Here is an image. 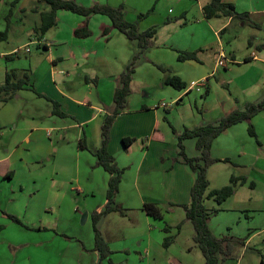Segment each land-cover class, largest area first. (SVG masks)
<instances>
[{"label":"rangeland","instance_id":"rangeland-1","mask_svg":"<svg viewBox=\"0 0 264 264\" xmlns=\"http://www.w3.org/2000/svg\"><path fill=\"white\" fill-rule=\"evenodd\" d=\"M23 1L0 0V31L7 29V21H14L15 26L19 21H27L19 9L18 3ZM75 1L83 6L98 3L119 8L122 18L136 24L139 31L152 27L157 30L151 44L135 59L124 109L135 105L155 109L162 102L172 103L170 108L158 109L162 119L171 124L178 121L192 124L194 118H205L207 121L203 123H215L229 109L225 99L230 101V98L234 108L240 110L247 104L264 102V12L252 14L241 22L233 20V24L220 34L223 50L235 54L237 61L229 62L227 69L218 67L214 70L215 75L203 81L205 77L197 78L208 66L212 67V50L217 46L207 21L216 27L226 18L206 20L200 8V3L205 0ZM260 1L254 6L264 8V0ZM82 17L71 11L58 10L59 24L49 28L43 37L48 43L55 38L66 39L76 51L93 53L95 50L104 54L105 65L97 63L90 54L82 66L56 73L55 83L67 94L75 92L76 98L90 99L106 110L107 106L98 96L102 100L110 99L111 83L117 82L118 75L140 49L136 40L127 39L116 29L102 35L100 23L110 20L99 13L83 17L90 32L88 36L74 35L75 39H71L70 26ZM29 47L31 51L21 53L20 59L27 67L26 58L39 53L36 58L41 75L50 65L46 58L48 53L38 52L33 44ZM188 47L192 50L184 49ZM10 48L11 45L0 40V54ZM178 50L195 51L207 60L204 58V64L179 61ZM251 53L257 58L244 62ZM8 62L0 57V67ZM170 74L178 75L183 81L187 79V83L192 79L205 85H196L182 98H176L184 89L177 90L164 83ZM220 78H232V82L222 85ZM41 96L42 99L29 98L22 94L10 103L0 105V264H96L98 253L94 250L92 214L96 206L104 202L108 186L97 174L100 171L108 177V173L95 164L96 158L90 150L95 144V134L96 146L100 145L99 130L106 114L102 112L92 122L77 127L74 125L78 124L79 118L74 113L54 114L53 99ZM250 122L259 143L249 135L248 122L242 121L231 126L226 134L219 135L215 152L212 153L210 148L212 157L228 158V161H216L207 167L206 177L210 181L207 191L228 184L230 176L245 179L244 183L238 181L234 192L221 203L206 196L203 199L210 232L218 238L243 241L235 243L233 256L221 258L220 264L264 262V108L255 113ZM174 130L173 127L170 131L178 143ZM80 136L86 140L89 149L78 147ZM190 140L186 139L183 144L191 143ZM78 148L82 157L76 156ZM186 154L191 153L186 151ZM85 155H92L91 164L84 159ZM137 159V155H129L125 162L131 164ZM7 171H12L11 178L6 176ZM128 171L133 173V168L124 169L121 177L124 183V173ZM78 185L86 192L71 189ZM89 188L94 190L93 195L89 194ZM125 198L124 193L116 194L114 198L124 214L114 211L102 216L97 223L110 250L108 258L99 264L205 263L193 241V224L185 217L182 206L189 205L190 192L188 203H175L169 199L160 204L165 211L163 220L145 216L144 212L128 205ZM85 212L87 216L83 218ZM166 225L171 227L175 237L164 246Z\"/></svg>","mask_w":264,"mask_h":264},{"label":"crops","instance_id":"crops-1","mask_svg":"<svg viewBox=\"0 0 264 264\" xmlns=\"http://www.w3.org/2000/svg\"><path fill=\"white\" fill-rule=\"evenodd\" d=\"M223 1L233 3L238 13H245L248 15V17L255 13L264 12V8H258L254 6V4L256 3H261L260 0ZM206 2H208V0H205L204 3H200V8ZM18 4L20 11H22V16L27 21H19L17 26H15L14 21L13 23L12 21H7V29H5L4 31H0V40L6 41L9 46L11 45L9 51H4L0 54V57L2 59L9 60L8 64H3V66L0 67V84L4 80L6 71L14 69L19 72H26L28 74L30 84L33 85L35 91L28 87L22 88L18 90V92L15 93L9 100L0 103V105L10 103L14 98H18L22 94H25V96L29 98L39 97L41 99L43 98L41 94L47 95L49 96V98L53 99L52 101H56L59 104L62 113L71 111L75 114V116L79 118V120H77L78 124L74 125H78L77 127L92 122L102 112H104L105 114H109L111 111L110 109H112L113 92L117 84L115 83V81H113L110 86L111 92L109 100H102V98L98 96L99 101L107 106L106 110L97 106L95 101L91 102V100L87 98H76L75 92H73V94H67L66 92L62 91L55 83L56 73H63L64 70H74L75 67L78 68L82 66L86 63V59L91 56L90 54L94 56V60H96L97 63L105 65L106 60L104 54H98L97 51L95 52V50L93 53L92 51H76L73 49L72 44H68L66 39L61 40L55 38L53 42H46L43 34H40L39 27L41 25V13L49 11L50 6L43 0H24L23 2H20ZM61 16L63 17L65 15L62 14ZM83 17L76 19V21L71 24V39H75L73 30L85 23V19ZM233 20L241 22V20L226 17L225 21H219V24L214 27L211 25V21H207L210 30L213 32L217 39V46L214 50H212L214 59L212 67L210 68L208 66L206 71H202L203 75L199 76L197 80H201L205 77L206 79L203 81H208L209 76L215 75L214 70L222 66L217 64L218 55L220 52H223L226 56L225 65L222 66L224 69L228 68L227 64L229 62L233 63L237 61L235 54H233L232 52L227 53V51L223 50V43L220 37V34L226 31L233 24ZM59 22L60 18H57L56 24H59ZM108 22L109 23L103 20L100 23V29L103 25L110 24V21ZM19 26H21L22 28L18 29ZM30 44H33L38 52L48 53L46 55V58L48 59L50 65L48 66L47 70H45V72L41 75L38 71L39 60L38 58H36L39 53H36V55L31 54L26 58L28 60L27 67H25L26 65L24 64V61L20 59V55H22L21 53L25 54L31 51L29 47ZM184 49L192 50V48L189 47ZM198 55V60L188 61L200 62L204 64L203 60L204 58L207 60V57H200ZM14 58H16L15 61H13ZM256 58V54L254 57H252L251 53L250 56L248 55L244 58V62ZM11 62L12 66H9V63ZM238 62H240V60H238ZM191 69L192 68L189 67V70ZM218 80L222 85H226L232 82V78H220ZM187 81L188 80L186 79L185 82L187 83ZM193 81L195 80H189L188 83L190 84L187 83L188 85H186V88H184V93L181 92L176 96V98H182L183 94L189 93L192 89L195 88L196 85H198L199 87L205 85V83L201 82L200 84H197ZM229 100L230 101H228V99H225L226 105L229 107V109L225 111L224 115L234 109H238L234 108L235 106L231 103L232 101L230 98ZM171 104L162 102L156 105L154 107L155 109H149V107L144 108L135 105L121 110L115 115L114 122L111 127L110 141L108 143L109 152L115 157L120 167L126 170H130L131 168H133V173H130L129 171V173H124L125 183L121 180L119 184V191L117 194H126V198L124 201H126L128 205H132V207H135V209H139L140 211H142L141 206L145 202L157 203L160 206L162 202L169 199L173 200L175 203H188L189 201L188 191H190V187L193 184L195 178L194 173L183 162L182 157L179 155L177 142L176 140H174L170 130L174 127L176 133H179L184 127H193L195 125L203 123L202 121L206 122L207 120H205V118H194V122H191L192 124H186V122L183 123L181 121L172 122L173 124H171L169 121L162 119L161 114H159L158 112L159 108H170L169 106ZM201 117L203 116L201 115ZM230 128L231 126L224 130L221 134H226V132H228ZM60 129H62V127ZM40 130H42V128H40ZM60 137L62 138L63 136L60 135ZM124 137H134L135 140L127 147H124L122 144V138ZM218 137L219 135L212 141V153L217 150V145L215 144L218 140ZM94 138L96 139L95 144H93V146L91 147L92 150H90L93 156L94 154L92 151L98 148V146H96L98 145L96 134L94 135ZM79 139H81V136L79 137ZM192 140L193 139L189 141L191 143H184L185 153L186 151L191 153L189 155L186 154L188 157L198 155V151L195 148V141L193 140V143ZM86 149H89L88 146ZM82 154L83 153H81L80 149L78 148L76 156L82 157ZM92 155H85L86 158H83L87 161V163L91 164ZM129 155H137V161L135 163L126 164L125 161ZM5 173H11L10 175L12 177V171H7ZM97 175H101L102 181L106 180V182L108 183V178L110 176L109 174L107 177L105 175H102V173L98 171ZM77 181L79 183V179ZM126 186H129V188ZM71 189L76 190L78 193L86 192L85 188H79V185L76 187H71ZM101 189L102 192H104V188L102 186ZM88 191L89 194H94V190L92 188H89ZM106 202L107 199L105 198L102 204L96 206L95 211H101L104 208ZM145 216L147 215L145 214ZM166 227H168L169 230L168 232L164 231L165 236L170 235L175 237V234H173L171 231V227L169 225H166ZM149 233H151V231Z\"/></svg>","mask_w":264,"mask_h":264},{"label":"trees","instance_id":"trees-1","mask_svg":"<svg viewBox=\"0 0 264 264\" xmlns=\"http://www.w3.org/2000/svg\"><path fill=\"white\" fill-rule=\"evenodd\" d=\"M43 1L50 6V10L41 13V25L39 27L40 34H44L49 28L56 24L58 10L71 11L84 17H88L90 14L99 13L108 16L110 20V24L102 26V35H107L111 29H116L117 31L123 33L127 39L136 40L140 49V51L134 55L132 61L125 66L117 77V84L112 98V109L109 114L105 115L101 125L100 145L92 151L96 157L95 164L97 166H101L110 175L106 191L107 202L101 211H95L92 214L94 250L98 253V263L96 264H99L102 259L108 258L110 250L107 242L104 240L97 227V223L102 216L110 212L117 211L124 214L122 206L117 204L114 200L119 191V184L121 182L124 169L118 165L115 157L108 150L110 131L115 115L119 111L124 110L126 106V100L130 93V81L131 75L134 71L135 59L141 52H143L144 49L148 47L149 44H151V39L156 34V28L152 27L145 31H139L136 24L128 22L122 18L119 8L106 4L94 3L90 6H83L76 3L75 0ZM201 11L205 19L224 16L243 21L248 17L245 13H238L233 3L225 2L223 0H208V2L202 5ZM73 34L79 37H86L90 34V32L87 25L83 24L82 26L75 28L73 30ZM177 59L179 61L198 60L197 52H183L178 50ZM164 83L177 90L184 89L187 85L185 81L175 74L167 75L164 79ZM25 87L31 88L35 91L33 85L30 84L29 76L26 72H19L14 69L7 70L3 82L0 84V103L6 102L15 93H17L18 90ZM53 102L52 112L61 116L63 113L59 109V104L55 101ZM263 108L264 102H258L256 104L250 103L247 104L243 110H232L226 115L220 117L215 123H201L193 127H184L180 133H176L174 130L178 139V153L182 157L183 162L195 175L193 184L189 191L191 201L189 205L182 204V206L185 210V217L188 220H191L193 224V241L198 246L205 259L204 264H220L221 258L223 259L225 257L233 256L235 243H243L241 240H228L227 237H215L207 227L208 214L203 206L204 197L214 198L217 203H221L234 192V185L238 181L241 183L245 182L243 177L230 176L228 184L207 191V187L209 186V181L206 177L207 167L216 161H228L226 158L218 159L211 156L210 148L212 141L228 127L242 121H247L249 135L254 137L256 142L259 143L250 119L255 113L259 112ZM186 139H193L195 141V148L198 151V155L193 157H188L186 155L183 144ZM134 140V137H124L122 138V144L124 147H127ZM78 146L81 149L87 148L84 138L79 139ZM10 174L11 173H6V176L9 178L11 177ZM141 209L147 216L153 219L163 220L164 218V211L157 203L145 202L142 204ZM168 230V227L165 226L164 231L168 232ZM173 238L174 237L170 235L165 236L163 245H169ZM261 263L264 264L263 260H261Z\"/></svg>","mask_w":264,"mask_h":264},{"label":"built area","instance_id":"built-area-1","mask_svg":"<svg viewBox=\"0 0 264 264\" xmlns=\"http://www.w3.org/2000/svg\"><path fill=\"white\" fill-rule=\"evenodd\" d=\"M255 54L252 53V57H254ZM225 62H226V56L223 52H220L219 55H218V60H217V64L218 65H225Z\"/></svg>","mask_w":264,"mask_h":264},{"label":"water","instance_id":"water-1","mask_svg":"<svg viewBox=\"0 0 264 264\" xmlns=\"http://www.w3.org/2000/svg\"><path fill=\"white\" fill-rule=\"evenodd\" d=\"M86 216H87V212L84 213L83 218H85Z\"/></svg>","mask_w":264,"mask_h":264}]
</instances>
